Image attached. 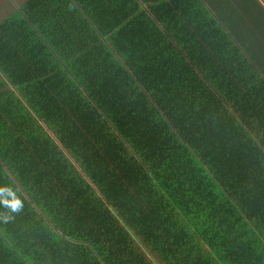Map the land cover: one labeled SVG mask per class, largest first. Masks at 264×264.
Returning <instances> with one entry per match:
<instances>
[{"label": "trees", "instance_id": "16d2710c", "mask_svg": "<svg viewBox=\"0 0 264 264\" xmlns=\"http://www.w3.org/2000/svg\"><path fill=\"white\" fill-rule=\"evenodd\" d=\"M260 2L227 21L211 0H26L0 20V264H264Z\"/></svg>", "mask_w": 264, "mask_h": 264}, {"label": "crops", "instance_id": "0c3cea01", "mask_svg": "<svg viewBox=\"0 0 264 264\" xmlns=\"http://www.w3.org/2000/svg\"><path fill=\"white\" fill-rule=\"evenodd\" d=\"M26 0H0V11L3 9H8L6 12H4L3 14H0V20L3 19L5 16L13 13L16 10V5H20L23 2H25ZM226 0H211V9L216 12V13H220L222 11H224L225 9H228L227 11V17L230 16L231 12H233L232 8H231V2L232 0H228L227 3H225ZM262 2L261 6L262 9L261 11L258 9L260 17H261V13L263 11V0H259ZM225 6H228L227 8H225ZM242 14V13H241ZM217 17V15H215ZM231 17L235 18V15H231ZM262 19V18H261ZM244 26H248V23H244ZM263 80V77L261 78Z\"/></svg>", "mask_w": 264, "mask_h": 264}, {"label": "rangeland", "instance_id": "374dc122", "mask_svg": "<svg viewBox=\"0 0 264 264\" xmlns=\"http://www.w3.org/2000/svg\"><path fill=\"white\" fill-rule=\"evenodd\" d=\"M254 1L255 0H232L231 8L233 10V14L235 15V19L233 17H229V18H227V21H237L238 17L243 15L245 12H250L251 13L254 10V8H255ZM260 3L262 4V2H260ZM16 7H17V5H16ZM7 10L8 9L1 10L0 14H3ZM210 12H211L212 16H214V15L218 16V13L214 12L212 9H211ZM263 43H264V41H263ZM263 48H264V44H263Z\"/></svg>", "mask_w": 264, "mask_h": 264}, {"label": "clouds", "instance_id": "9594fccd", "mask_svg": "<svg viewBox=\"0 0 264 264\" xmlns=\"http://www.w3.org/2000/svg\"><path fill=\"white\" fill-rule=\"evenodd\" d=\"M7 203V202H5ZM21 207V203L19 200H16L14 201L12 204H11V208L14 210V211H18Z\"/></svg>", "mask_w": 264, "mask_h": 264}]
</instances>
